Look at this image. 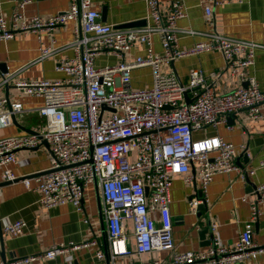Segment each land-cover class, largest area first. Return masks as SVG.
<instances>
[{"label": "built area", "instance_id": "built-area-1", "mask_svg": "<svg viewBox=\"0 0 264 264\" xmlns=\"http://www.w3.org/2000/svg\"><path fill=\"white\" fill-rule=\"evenodd\" d=\"M145 2L146 18L151 23L130 28L102 22L99 11L91 7V0H72L68 9L49 16H26L23 9L27 1L22 0L9 17L0 14L2 41L13 38L17 31L27 34L53 30L68 21L74 23L73 56L59 59L56 66L63 77L15 83L26 94L42 99L37 112L44 121L34 134L0 138V178L18 179L12 168L18 161L17 151L36 148L46 141L49 165L47 171L35 175L33 187L39 193V204L49 208L69 202L77 210H83L84 187L95 180L102 195L111 264H231L255 258L264 251V245L252 237L260 213L258 205L264 204V181L255 185V198L242 197L249 203L250 214L233 245L222 242L216 232L217 224L210 223L209 244L205 248L175 250L169 203L174 175L194 167L203 194L216 173L237 167L234 160L237 147L222 136L205 134L208 128L228 124L229 117L242 110L249 119L261 117L264 92L246 71L254 63L259 44L211 32L188 49H180L178 34L198 33L176 26V21L186 16L182 0H173L168 11L159 7L158 0ZM204 14L210 22L211 6H204ZM153 34L160 37L161 54L152 51ZM52 43L53 39L51 45L39 47L37 60L51 52ZM136 43L145 46L146 56L127 61L125 54ZM208 51L221 53L230 75L239 79L238 86L217 93L214 85L219 72L205 75L200 67H194L188 72L187 82L182 83L170 67L176 59ZM100 55H113L117 62L97 66L95 59ZM161 65L168 70L160 71ZM140 66L152 68L149 88L131 87V71ZM6 81L4 77L3 82ZM22 111L20 103L10 104L0 98L3 126L10 125ZM239 147L242 149L243 145ZM262 165L264 158L259 161V166ZM249 173H254V168L244 170L241 178L245 179ZM192 178L191 174L184 176L186 182ZM22 180L29 186V178ZM201 194L188 199L191 212H196L197 206L205 201ZM129 220L133 246L128 241ZM25 224L24 219L17 218L5 223L2 231L16 236L22 233ZM80 245L69 243L72 248ZM66 249L64 243H52L43 251L10 261L0 260V264H30L54 258ZM154 250H166L168 257L140 256ZM133 253L139 257L116 260ZM95 256L102 259L104 250L97 249Z\"/></svg>", "mask_w": 264, "mask_h": 264}, {"label": "crops", "instance_id": "crops-1", "mask_svg": "<svg viewBox=\"0 0 264 264\" xmlns=\"http://www.w3.org/2000/svg\"><path fill=\"white\" fill-rule=\"evenodd\" d=\"M22 0H0V14L9 17ZM23 13L26 16H49L63 12L70 7L72 0H26ZM173 0H158L159 7L168 11ZM186 16L176 21L178 28H190L197 34H178L177 44L180 49H188L195 42L206 38V33L216 32L229 38L251 40L259 44L255 49L253 65L246 68L259 88L264 92V0H228L222 4H213L208 0H182ZM212 8V20L207 22L204 6ZM91 7L99 11L105 9L107 24H119L146 19L148 8L145 0H91ZM73 21L55 27L53 30L15 32L14 37L0 40V63L5 64V71L0 70V98L8 103H20L22 112L15 115L8 126L0 124V138L16 134L28 133L26 129L35 131L44 119L37 109L42 99L31 96L24 89L16 86L17 81L55 80L63 77L56 70L58 60L73 56L71 42L73 40ZM51 52L42 60H37L39 47L51 45ZM152 51L162 53V45L158 34L152 35ZM137 56H146L145 46L136 43L126 54L127 61ZM117 58L113 55L96 57L97 66L113 65ZM170 67L182 83L188 80L191 68L200 67L205 75L219 72L214 89L217 93L232 90L240 84L226 67L225 60L218 51L202 52L174 60ZM168 70L166 65L160 71ZM6 83L3 82L4 77ZM152 80V68L140 66L131 71V87L134 89L149 88ZM8 107V104H5ZM232 121V122H231ZM219 135L236 147L234 160L236 168L216 173L208 183L203 194L200 192L199 178L194 167L186 173L173 176L170 187V212L172 216V238L174 249H202L209 244L210 233L201 237L200 230L208 228L209 223L217 224V234L222 242L233 245L238 238L244 221L249 217L250 206L242 197L253 199L257 192L255 185L264 181V165L259 161L264 158V109L261 117L249 119L244 110L229 117L228 124H219L216 128H208L205 135ZM243 145L241 149L239 146ZM49 146L45 142L36 148H24L17 151V163L12 165L18 179L0 184V260L10 261L32 253L47 249L52 243H64L67 249L54 258H42L30 264H111L107 258L98 259L97 249L107 248L108 240L105 228L103 201L98 183L93 180L84 187L83 210H77L66 202L52 207L39 204V193L33 187L35 175L49 165ZM245 156V157H244ZM236 160L238 162H236ZM254 168L248 178H241L244 170ZM1 171V169H0ZM191 174L193 178L186 182L184 176ZM22 177L29 178V186ZM0 178V182H1ZM250 182L253 185H250ZM204 196L206 199L196 212L189 210L188 199L191 196ZM260 213L254 223L252 237L259 245H264V204H259ZM22 218L26 224L21 234L8 236L2 226L14 219ZM84 219H87L86 221ZM129 245L133 246L132 223L127 221ZM94 240L93 243L89 242ZM87 241V244L84 242ZM80 243L72 248L69 243ZM143 258H166V250H154L140 255ZM139 255L130 254L118 257L117 261L136 259ZM22 264V263H16ZM231 264H264V251L255 258H246Z\"/></svg>", "mask_w": 264, "mask_h": 264}, {"label": "water", "instance_id": "water-1", "mask_svg": "<svg viewBox=\"0 0 264 264\" xmlns=\"http://www.w3.org/2000/svg\"><path fill=\"white\" fill-rule=\"evenodd\" d=\"M100 17H101V19L102 20H104L105 19V9L103 8V10L101 11V15H100ZM144 25H146V19H140V20H135V21H131V22H127V23H123V24H119V25H117L116 27L117 28H130V27H140V26H144ZM3 69H4V71H5V64H3V63H0V70L1 71H3ZM246 85V82H243L242 83V86H245ZM185 98H186V102H189L190 100L187 98V95L185 96ZM14 119V118H13ZM232 122V121H231ZM26 131L28 132V133H31V134H34V133H36L35 131H32V130H29V129H26ZM43 142H45L46 144H47V142L46 141H43ZM245 157V156H244ZM236 162H238L237 160H236ZM45 171H47V169H44V170H42V171H40V173H42V172H45ZM248 178V176L246 177V179ZM4 182H7V181H1L0 182V184H2V183H4ZM250 185H253L251 182H250ZM203 205V203H200L198 206H197V209H199V207H201ZM209 225H210V223H209ZM206 232L208 233H210V230H209V227L208 228H203L202 230H200V235H201V237H204L205 236V234H206ZM104 255H105V257L107 258V256H108V251H107V248L106 247H104Z\"/></svg>", "mask_w": 264, "mask_h": 264}, {"label": "rangeland", "instance_id": "rangeland-1", "mask_svg": "<svg viewBox=\"0 0 264 264\" xmlns=\"http://www.w3.org/2000/svg\"><path fill=\"white\" fill-rule=\"evenodd\" d=\"M133 155L130 156V158L132 159Z\"/></svg>", "mask_w": 264, "mask_h": 264}]
</instances>
